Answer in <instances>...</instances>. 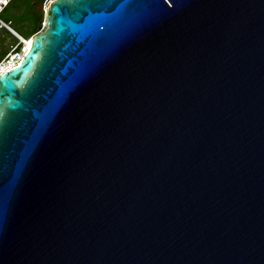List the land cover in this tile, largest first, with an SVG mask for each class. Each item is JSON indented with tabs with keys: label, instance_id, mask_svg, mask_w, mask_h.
<instances>
[{
	"label": "water",
	"instance_id": "water-1",
	"mask_svg": "<svg viewBox=\"0 0 264 264\" xmlns=\"http://www.w3.org/2000/svg\"><path fill=\"white\" fill-rule=\"evenodd\" d=\"M42 9L0 74V264H264V0Z\"/></svg>",
	"mask_w": 264,
	"mask_h": 264
},
{
	"label": "trees",
	"instance_id": "trees-1",
	"mask_svg": "<svg viewBox=\"0 0 264 264\" xmlns=\"http://www.w3.org/2000/svg\"><path fill=\"white\" fill-rule=\"evenodd\" d=\"M48 0H12L0 12V18L19 33L25 39H30L43 30L42 25L45 21L43 5ZM4 35H3V34ZM10 39V47L3 46L7 39ZM19 39L7 28L0 27V61L13 48H21Z\"/></svg>",
	"mask_w": 264,
	"mask_h": 264
},
{
	"label": "built area",
	"instance_id": "built-area-1",
	"mask_svg": "<svg viewBox=\"0 0 264 264\" xmlns=\"http://www.w3.org/2000/svg\"><path fill=\"white\" fill-rule=\"evenodd\" d=\"M12 0H0V12L1 10L6 7ZM54 0H48L47 5H49L50 2ZM47 7V6H46ZM0 27H5L9 31H11L22 43L21 48L17 50L16 47H13L0 61V74L4 71H7L21 63V60L24 58V56L27 54L29 47H27V42L32 39H25L22 37L19 33H17L10 24L6 23L0 18ZM46 27V22H43L42 28L44 29Z\"/></svg>",
	"mask_w": 264,
	"mask_h": 264
},
{
	"label": "rangeland",
	"instance_id": "rangeland-1",
	"mask_svg": "<svg viewBox=\"0 0 264 264\" xmlns=\"http://www.w3.org/2000/svg\"><path fill=\"white\" fill-rule=\"evenodd\" d=\"M45 5V4H44ZM46 6H48L47 4H46ZM3 34V33H2ZM4 35V34H3ZM10 39L8 38L5 42H4V44H3V46H5L6 48L7 47H10ZM2 47H1V45H0V49H1Z\"/></svg>",
	"mask_w": 264,
	"mask_h": 264
},
{
	"label": "bare ground",
	"instance_id": "bare-ground-1",
	"mask_svg": "<svg viewBox=\"0 0 264 264\" xmlns=\"http://www.w3.org/2000/svg\"><path fill=\"white\" fill-rule=\"evenodd\" d=\"M27 40H28V39H27ZM31 44H32V39H30V40L27 42V47L30 48Z\"/></svg>",
	"mask_w": 264,
	"mask_h": 264
}]
</instances>
